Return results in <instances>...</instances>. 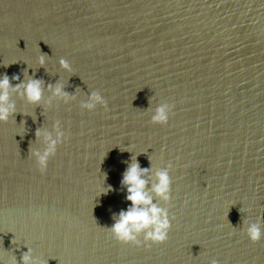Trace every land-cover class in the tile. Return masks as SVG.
<instances>
[{"label":"water","instance_id":"1","mask_svg":"<svg viewBox=\"0 0 264 264\" xmlns=\"http://www.w3.org/2000/svg\"><path fill=\"white\" fill-rule=\"evenodd\" d=\"M5 75L0 264H264V237H247L264 233V0H0ZM31 80L36 104L16 88ZM96 91L107 106L89 111ZM165 103L168 122L153 124ZM57 130L41 172L33 153ZM133 162L168 212L161 244L110 232ZM169 165L165 202L153 186Z\"/></svg>","mask_w":264,"mask_h":264},{"label":"clouds","instance_id":"2","mask_svg":"<svg viewBox=\"0 0 264 264\" xmlns=\"http://www.w3.org/2000/svg\"><path fill=\"white\" fill-rule=\"evenodd\" d=\"M38 59L41 65L45 63V58L43 56H40ZM60 66L65 70L71 71V65L63 58L60 59ZM15 79H18V77ZM21 87H23V94L27 97L29 102L33 104L40 102L42 98L41 81L31 80L26 85H16L17 89ZM9 88L10 81L5 75L3 78H0V122H6L13 110V106L8 104ZM53 95L63 98L66 101L71 99V97L62 90L61 85L55 87ZM97 104L104 107L107 106L106 101L98 91L91 94L89 102L86 103L84 107L92 111L96 108ZM171 110V105L167 103L162 104L156 109L151 118V122L160 125L166 124L169 120ZM36 135L39 137L41 133L38 131ZM64 140L65 135L59 130H57L55 138L44 133V141L46 143L45 150L42 153L39 151L33 153L41 172L47 168L49 159L56 154L57 146ZM170 167L171 165L165 170L156 173L158 182L153 186V191L165 202L170 201ZM147 171V169H141L138 163L133 162L123 174L122 184L127 188L128 194L126 199L130 202V206L127 210L120 212L118 219L110 229L113 237L121 243L139 245L140 240L138 239V234L142 231L144 232L145 243L151 242L153 244H161L168 238V233L171 228L168 212L166 209L159 208L153 204L152 197L144 190L147 182L143 179V176ZM247 237L251 242L256 243L264 237V233H262L257 225L253 224L247 229ZM23 260L24 264H35V262L30 261L29 255H25ZM212 264H216V262L213 261Z\"/></svg>","mask_w":264,"mask_h":264}]
</instances>
